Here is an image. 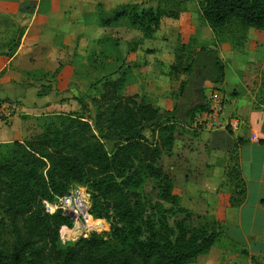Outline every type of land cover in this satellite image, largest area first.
Returning a JSON list of instances; mask_svg holds the SVG:
<instances>
[{
	"label": "trees",
	"instance_id": "trees-1",
	"mask_svg": "<svg viewBox=\"0 0 264 264\" xmlns=\"http://www.w3.org/2000/svg\"><path fill=\"white\" fill-rule=\"evenodd\" d=\"M162 17L179 16L160 7L128 5L108 18L100 14L99 20L103 26L127 20L149 39ZM201 17L219 43L231 37L225 29L233 23L244 32L261 33L264 0H201ZM19 41L11 53L0 55L12 57ZM216 46L195 49L187 59L176 53L170 74L185 79L171 110L160 112L133 99L123 102L116 97L124 83L118 79L110 81L112 93L95 101L93 129L81 117L62 115L31 141L0 145V264H192L209 253L223 223L208 218L211 225L191 229L187 224L194 214L181 207L160 160L172 152L180 124L191 126L197 115L208 112L204 84L224 81L225 65ZM78 103L87 108L84 101ZM105 143L115 150L108 153ZM228 176L239 179L235 166ZM148 182L153 199L145 191ZM74 184L89 186L92 214L110 223L109 238L93 234L61 244L59 232L71 221L62 211L49 215L44 203L65 196ZM238 188L232 206L243 200L242 185ZM175 217L180 218L170 227Z\"/></svg>",
	"mask_w": 264,
	"mask_h": 264
},
{
	"label": "rangeland",
	"instance_id": "rangeland-1",
	"mask_svg": "<svg viewBox=\"0 0 264 264\" xmlns=\"http://www.w3.org/2000/svg\"><path fill=\"white\" fill-rule=\"evenodd\" d=\"M71 1L67 0L68 4ZM89 1L96 3L92 12L82 15L79 23L70 25L72 28L81 29V33L65 39L59 32L55 37L56 41L54 39L58 45L62 44L63 50L66 48L65 43L71 46L68 47V56L65 55L62 61L59 60L57 68L31 76L33 81H38L34 87L37 94L48 96L50 104L45 109L42 108L44 113L18 112L15 115L22 122L27 121L26 125L21 126L22 134L18 139L21 143L41 136L45 133V124L57 123L52 118L62 115L81 117L93 129L96 116L95 101L112 93L110 81L118 79L124 83L116 97H120L123 102L125 99H133L137 104L147 103L160 112L171 110L180 98V84L185 79L180 75V78L175 80L170 74L176 53L187 59L191 51L198 48H214L219 43L212 30L202 20L201 0H84L86 3ZM48 2L49 0H15L0 10V53H11L13 44L21 39L25 28L21 22L22 15L28 18L34 11L45 15L49 9ZM128 5H137L140 10L160 7L165 12H175L179 16L176 20L178 22L162 17L158 30L149 39H145L127 20L110 26L100 24V14L108 18L114 11ZM225 31L229 32L231 38L236 36L237 39L234 38L236 41L232 42L231 46L241 51L248 46V42L261 43L260 40L264 36L260 33L244 32L235 23L229 25ZM216 47L220 56L219 48ZM252 67L249 72H256L257 66ZM252 76L253 74L250 78ZM222 99L224 100L223 96ZM78 100L84 101L87 108H81ZM117 100L112 102V105L117 103ZM10 118L12 117L6 120ZM2 120L5 121H0ZM186 127L189 126L181 123L177 134L186 132ZM94 134L97 135L95 132ZM145 135L149 136L148 133ZM105 148L108 153H112L115 145L105 143ZM163 158L164 156L160 160L162 169ZM150 188L151 182H148L145 191L153 199ZM174 194L181 198L179 192L175 191ZM44 208L49 215L62 211L71 221V227H62L59 232L63 246L87 239L93 234L104 239L109 238L111 234L110 223L92 214L91 190L88 185L74 184L65 196L56 198L51 204L44 203ZM212 212L213 210H208L204 214L200 210H194L191 212L194 217L187 225L195 230L203 229L206 224L211 225L208 218L216 220V215ZM179 218H171L169 226L173 227L172 223ZM212 249L208 254L213 252L214 258L211 257L205 264H264V259L242 253L246 252L244 247L228 240L224 231ZM196 260L192 264H197Z\"/></svg>",
	"mask_w": 264,
	"mask_h": 264
},
{
	"label": "crops",
	"instance_id": "crops-1",
	"mask_svg": "<svg viewBox=\"0 0 264 264\" xmlns=\"http://www.w3.org/2000/svg\"><path fill=\"white\" fill-rule=\"evenodd\" d=\"M13 2L0 0V10ZM95 4L84 0H72L69 4L67 0H49L45 15L36 11L28 18L22 15L25 28L18 47L10 58L0 55V101L16 102L19 112L25 114L44 113L42 108L50 104L49 97L37 94L34 87L38 81L31 76L57 68L59 60L68 56L71 46L64 42L63 50L62 44L54 42L56 35L60 32L67 39L80 34L81 29L70 25L79 23ZM235 41L227 36L221 41L222 46L217 44L225 65L224 81L221 85L206 82L204 91L207 98L223 96L222 123L238 117L240 128L232 133L223 128L198 129L192 124L176 136L172 152L162 162L184 209L204 214L213 210L216 220L223 223L228 240L244 247L250 257L264 259V36L259 44L248 42L243 51L233 49L231 43ZM253 65L257 71L249 72ZM26 123L15 115L0 121V145L19 142L21 126ZM234 166L239 172L235 181L228 176ZM240 185L243 200L232 206L230 199L238 196ZM211 257L214 258L213 252L200 256L197 264H205Z\"/></svg>",
	"mask_w": 264,
	"mask_h": 264
},
{
	"label": "built area",
	"instance_id": "built-area-1",
	"mask_svg": "<svg viewBox=\"0 0 264 264\" xmlns=\"http://www.w3.org/2000/svg\"><path fill=\"white\" fill-rule=\"evenodd\" d=\"M209 100V110L206 113L197 115L194 118L193 126L198 129H226L235 133L240 128V120L238 118H230L222 123L221 117L225 112L224 100L219 95H212ZM20 111L19 106L14 101H0V120L12 117Z\"/></svg>",
	"mask_w": 264,
	"mask_h": 264
}]
</instances>
